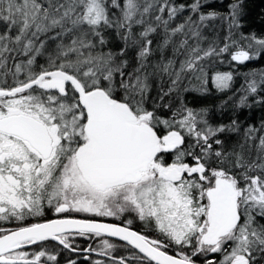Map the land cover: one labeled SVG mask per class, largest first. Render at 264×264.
Returning a JSON list of instances; mask_svg holds the SVG:
<instances>
[{"label": "snow or ice", "instance_id": "snow-or-ice-1", "mask_svg": "<svg viewBox=\"0 0 264 264\" xmlns=\"http://www.w3.org/2000/svg\"><path fill=\"white\" fill-rule=\"evenodd\" d=\"M243 5L0 0V264H264V120L188 102L264 106V67L215 69L264 61Z\"/></svg>", "mask_w": 264, "mask_h": 264}, {"label": "trees", "instance_id": "trees-1", "mask_svg": "<svg viewBox=\"0 0 264 264\" xmlns=\"http://www.w3.org/2000/svg\"><path fill=\"white\" fill-rule=\"evenodd\" d=\"M180 2V0H178ZM232 0H224L223 4L219 3V0H207V6L205 11H226L227 4ZM244 15L242 22L244 24L243 31L245 33L254 32L258 36H264V0H244ZM264 67V61L250 62L245 66H237L236 68L230 67L229 64H218L215 66L216 70L228 71L233 70L237 72V76L234 82V88L239 87L242 82L238 81V76L241 73L247 72L252 68ZM231 95L228 93H215L206 97H201L196 93L188 96V102L190 106L199 107L202 105L213 106V110L210 113L211 120L214 123H228L233 118L238 119L243 125H256L259 127L261 120H264V106L253 105L251 108H244L242 110H234L231 102L229 105L221 111L217 105L220 102ZM235 136H232L227 142L230 144L234 142Z\"/></svg>", "mask_w": 264, "mask_h": 264}, {"label": "flooded vegetation", "instance_id": "flooded-vegetation-1", "mask_svg": "<svg viewBox=\"0 0 264 264\" xmlns=\"http://www.w3.org/2000/svg\"><path fill=\"white\" fill-rule=\"evenodd\" d=\"M47 218H53L51 213H48ZM109 220V222H115L111 221L110 218H106ZM5 227H10L11 225H3ZM134 227L137 230H140L143 226L140 224L138 221L134 224ZM149 235H153V233H148ZM113 242H117L114 238H112ZM81 249L89 246L91 244L93 247H96L97 244L99 243L98 241H86L83 239H80L76 242ZM122 251H118L116 255H121ZM88 256V259H85V257ZM69 259L75 260L76 264H93V261L97 259H106L105 257L98 256L96 253H85L83 251L77 252V253H72L67 250H64L61 256L59 257L60 264H67V261Z\"/></svg>", "mask_w": 264, "mask_h": 264}, {"label": "rangeland", "instance_id": "rangeland-1", "mask_svg": "<svg viewBox=\"0 0 264 264\" xmlns=\"http://www.w3.org/2000/svg\"><path fill=\"white\" fill-rule=\"evenodd\" d=\"M238 81H239V82H242V81H243V77H242V75L238 76Z\"/></svg>", "mask_w": 264, "mask_h": 264}, {"label": "water", "instance_id": "water-1", "mask_svg": "<svg viewBox=\"0 0 264 264\" xmlns=\"http://www.w3.org/2000/svg\"><path fill=\"white\" fill-rule=\"evenodd\" d=\"M115 239V238H114Z\"/></svg>", "mask_w": 264, "mask_h": 264}]
</instances>
